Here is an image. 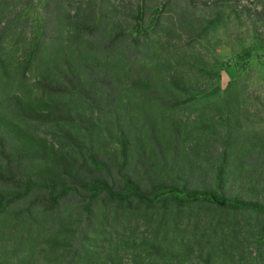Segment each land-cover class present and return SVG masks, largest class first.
<instances>
[{"label":"trees","instance_id":"obj_1","mask_svg":"<svg viewBox=\"0 0 264 264\" xmlns=\"http://www.w3.org/2000/svg\"><path fill=\"white\" fill-rule=\"evenodd\" d=\"M68 1L44 0L27 38L33 0H0L1 89L21 90L0 101V264H120L109 215L155 222L122 244L145 264H227L250 243L251 264H264V135L241 129L251 115L242 63L264 58V0L253 10L235 0H78L65 11ZM241 18L248 40L233 37L241 67L224 90L215 56L166 53ZM13 38L25 43L18 56ZM30 86L42 108L24 94ZM252 99L264 112V98ZM79 105L109 109L116 153L97 150L99 130ZM199 106L186 128L180 112ZM30 120L69 125L67 151L20 125ZM245 212L256 215L248 227L229 223Z\"/></svg>","mask_w":264,"mask_h":264},{"label":"rangeland","instance_id":"obj_2","mask_svg":"<svg viewBox=\"0 0 264 264\" xmlns=\"http://www.w3.org/2000/svg\"><path fill=\"white\" fill-rule=\"evenodd\" d=\"M78 0H69L68 4L65 6V11L68 10H74L75 5ZM112 2L119 1V0H111ZM127 0H124V3ZM239 1L237 2L238 6H245L247 8H250L251 10L255 9L256 7H259V4L257 0H235ZM20 2V1H19ZM17 2V3H19ZM44 0H33V3L30 5L28 8L26 15L28 17V23L25 27V30L23 31V34L28 38L30 36V29L31 27L30 22H34L39 19L41 13H42V6H43ZM201 12V11H200ZM200 12H196L197 14ZM241 18L242 24L240 26H237L238 28H235L233 23L229 24L228 27L224 29H219L214 33V36L210 39V42H202L201 44H196L193 49L183 48V43L178 42V47H175V49H169L167 50L169 55L176 54L175 56H180L181 53H188L187 56L192 58V50L194 51H200L202 55H205L206 57H213L215 56L220 64V86L221 90H224L226 85L228 84L229 81L237 78L239 69L240 67L238 66L237 59L234 53V50L237 48L236 42L234 41L233 37L238 34L241 35L242 38H245V40H248V36H246V31L249 28V22L247 20H244ZM256 25H260V21L255 22ZM54 25H51V28H53ZM60 29H63V25L58 26ZM65 29V28H64ZM248 33V31H247ZM6 46L13 51V49H16L15 56H18L20 51L22 50L23 47H25L24 42H18L14 41V38L11 40L6 41ZM238 49V48H237ZM175 51V53L173 52ZM190 53V54H189ZM164 55L165 52H163ZM190 58V59H191ZM242 66L244 70L242 71V78H243V87L245 93L243 94V97L246 98V113H249L248 121L249 122H242V131L246 132V134L251 135V134H257L259 136L264 135V112L261 110V108L257 107L253 103V97L258 96L260 98H264V58L260 57H252L251 59L248 60V62H243ZM33 73L30 72V78L33 79ZM32 80L28 81V85L31 84ZM2 84H0V101L3 100L6 97L7 93H21V90L18 89V87L13 84L9 89L2 90ZM29 92L24 91L28 99L32 101L34 105L38 108H42V103L41 101H46L45 97H42V95L35 90L32 86ZM20 92V93H19ZM42 98L41 100H39ZM87 105V104H86ZM96 105L95 107H92L90 110L88 106L83 107V106H78V108L85 113V118L87 116H92L93 121L95 122V126L97 130H99V138H98V144L96 146L97 150H101L103 153L110 154V153H116L118 146H117V129L116 125L111 124V114L108 112V110H105L101 108V111L97 109ZM203 110L199 107L195 109H191L190 111L186 112H180L179 118L182 119V121L185 122V125L187 126L186 128H191L193 126H196V122L198 121L199 113L200 111ZM243 111V112H244ZM202 112V111H201ZM206 115L207 112H205ZM87 122V119H86ZM22 127H24L28 132L30 131L31 133L37 135L38 137L41 138V141H44L47 146H49L50 149H53L54 151H63L66 152L68 149V146L66 145V140L65 138V133L64 130L70 128L69 125H65L62 128L60 126L51 124V123H45V122H40L37 120H30L28 123H20ZM66 131V130H65ZM3 161L0 159V165H2ZM0 189L2 187L0 186ZM249 212H245L244 214H239V215H232V218H230L228 221L229 223H232L235 221V219H238L243 223L242 225L246 226L247 222H252L255 221L256 215L251 214L250 216ZM108 216V215H107ZM231 217V216H230ZM248 217L250 218L248 220ZM243 219V220H242ZM186 219L181 220V222L178 224L179 227L184 228L186 231L185 236L190 237L189 235L192 234L193 229L191 228L192 225V220L191 218L188 220L189 222H185ZM138 222V226L136 228V232L134 231L131 233L132 228L134 225ZM108 225H113L115 231L112 234L113 241L116 242L117 244H120L121 246L119 247V257H116L114 254L111 256L113 259H117L120 261V264H145L144 262L142 263V259H139L135 257L133 254L136 252L135 250H132L131 248H127L125 251H123V246L122 244L125 245V241L128 243L131 238L134 237L135 239H139L142 230L145 229H151L154 227L155 222L151 221L149 224H146L144 222L143 217H129V218H124L123 222L120 220H111L110 215L108 216V219L106 221ZM227 224L228 226H232L231 224ZM223 227H227L224 225ZM242 228V229H245ZM107 228V227H106ZM99 229V228H98ZM113 230V228L111 229ZM226 231H229L228 228H226ZM171 233V232H170ZM229 235V233H228ZM106 238L104 234L98 235V244H102V240ZM253 247L254 243H250L249 245H246L245 248L241 252H243L242 256H239L240 253L235 252L233 253V257H226V261L228 260L227 264H251L252 263V257H253ZM252 252V253H250ZM17 255H23L22 253H19ZM238 257L240 260L238 261ZM13 261L16 260V258L12 259ZM138 261H141L138 262Z\"/></svg>","mask_w":264,"mask_h":264}]
</instances>
